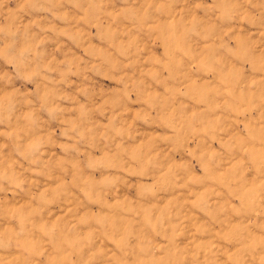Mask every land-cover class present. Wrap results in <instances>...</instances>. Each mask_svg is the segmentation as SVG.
<instances>
[{"label":"rangeland","instance_id":"374dc122","mask_svg":"<svg viewBox=\"0 0 264 264\" xmlns=\"http://www.w3.org/2000/svg\"><path fill=\"white\" fill-rule=\"evenodd\" d=\"M0 264H264V0H0Z\"/></svg>","mask_w":264,"mask_h":264}]
</instances>
